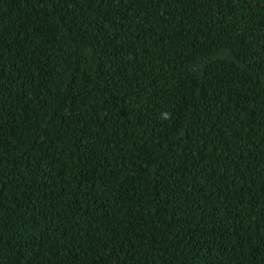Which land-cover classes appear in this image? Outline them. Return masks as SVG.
I'll return each mask as SVG.
<instances>
[{
    "label": "trees",
    "instance_id": "1",
    "mask_svg": "<svg viewBox=\"0 0 264 264\" xmlns=\"http://www.w3.org/2000/svg\"><path fill=\"white\" fill-rule=\"evenodd\" d=\"M0 264H264V0H0Z\"/></svg>",
    "mask_w": 264,
    "mask_h": 264
}]
</instances>
